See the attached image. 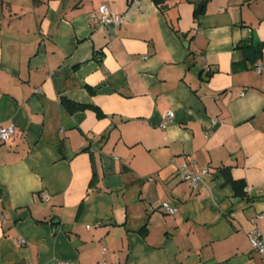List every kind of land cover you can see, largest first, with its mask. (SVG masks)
Listing matches in <instances>:
<instances>
[{"label":"crops","instance_id":"1","mask_svg":"<svg viewBox=\"0 0 264 264\" xmlns=\"http://www.w3.org/2000/svg\"><path fill=\"white\" fill-rule=\"evenodd\" d=\"M101 4L121 21L96 22ZM166 5L0 0V264H264L246 235L264 212V52L257 72L236 48L264 43V0ZM189 158L209 167L200 189L171 162Z\"/></svg>","mask_w":264,"mask_h":264},{"label":"built area","instance_id":"2","mask_svg":"<svg viewBox=\"0 0 264 264\" xmlns=\"http://www.w3.org/2000/svg\"><path fill=\"white\" fill-rule=\"evenodd\" d=\"M93 19L100 24H106L109 22L119 23L121 21V17L112 13L104 4L98 6L96 13L93 15ZM254 69L257 72L260 71V62L255 63ZM172 116V111L167 110L163 115L161 126L164 127ZM14 131L15 126L12 124L0 125V141H7ZM171 162L174 165L176 175L180 180L185 181L192 189H200L204 186V178L209 173V167L197 166L193 158H189L183 162H175L173 160ZM149 179H152V177H149ZM159 209L166 213H174L176 211L174 205L165 201L159 205ZM0 216L2 220H4V214L2 213ZM251 221L253 226L246 234L248 242L253 250L258 252L261 256H264V212L256 213ZM15 240L19 243L24 242V239L22 238H17ZM102 249L104 250L105 248L103 247ZM58 264H68V262L65 260H59Z\"/></svg>","mask_w":264,"mask_h":264},{"label":"trees","instance_id":"3","mask_svg":"<svg viewBox=\"0 0 264 264\" xmlns=\"http://www.w3.org/2000/svg\"><path fill=\"white\" fill-rule=\"evenodd\" d=\"M152 1L156 4V6L160 10L166 11V8H167L166 1L167 0H152ZM192 2H194L193 15L195 18L198 16V14L201 11H203V1H199V2L192 1ZM236 48L240 50L243 59L250 60L251 65L254 66L255 63H257L262 58V52H264L262 51L264 50V43H262L261 41H254L253 38L243 39L237 43ZM61 102L68 112L82 110L90 106L85 103L75 102V101H72L70 99L63 98V97L61 98ZM90 107H92L95 110L96 115L98 117L103 115L102 111L97 106H90ZM219 171L225 176L226 178L225 180L229 181L234 188L244 187V182L242 180L234 179L231 177L228 167H220Z\"/></svg>","mask_w":264,"mask_h":264},{"label":"water","instance_id":"4","mask_svg":"<svg viewBox=\"0 0 264 264\" xmlns=\"http://www.w3.org/2000/svg\"><path fill=\"white\" fill-rule=\"evenodd\" d=\"M186 65L193 73L199 74L200 73V67L194 63L192 58L187 59Z\"/></svg>","mask_w":264,"mask_h":264}]
</instances>
